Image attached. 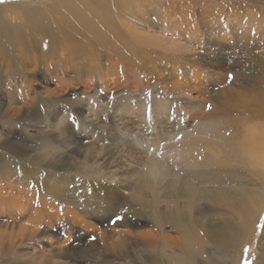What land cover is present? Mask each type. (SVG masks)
Segmentation results:
<instances>
[{
  "label": "rangeland",
  "instance_id": "rangeland-1",
  "mask_svg": "<svg viewBox=\"0 0 264 264\" xmlns=\"http://www.w3.org/2000/svg\"><path fill=\"white\" fill-rule=\"evenodd\" d=\"M6 1L15 2L22 9L12 5L13 12L1 10L0 21L9 10L11 25L21 27H31L33 24L29 21L36 20L28 21L24 10L39 12L55 23L74 27L77 23L89 25L88 19H83L84 14L96 20L104 12L111 17L109 20L112 19L115 29L124 30L126 35L130 33V44L142 63L140 71L128 70L122 74L118 67L110 65L113 52L110 53L112 48L106 44L95 50L97 54L93 51L92 56L83 51L76 53L79 58L87 57L83 64L74 56L66 58L60 54L59 60L67 61L63 68L58 58L43 60L53 64V68L45 64L44 68H35L33 62L29 63L24 78L30 82V89H17L26 83L24 80L15 79L13 83L4 82V78L0 80V146L8 143L7 149H10L6 150V156L14 159L13 153L24 145L30 149L28 156L34 158L25 171L20 168L18 171L16 166L10 170L0 168V182L7 183L0 190L13 196L15 208L21 211L12 218L8 212L0 215V264H55L54 261L60 264H135L133 256L125 254L120 245L110 246L113 233L118 237L124 226L115 218L111 221L99 218L108 215L101 208L104 200L93 195V191L79 198L71 195L81 194L83 185H94L86 180H102L110 186L125 182L123 178L136 180L147 157L154 159L157 165L164 163L168 155L163 149L174 142L159 135L160 130L170 131L169 118L176 117L175 122L183 124L179 131L189 132L203 126V129L207 127L204 130H214L211 134L221 133L226 138L230 137L229 133L239 140L252 135L260 142L259 149L264 150V122L243 115L264 108V0ZM6 1L0 3V7L9 4ZM90 10H94V14ZM74 12L82 13L84 21L75 14L73 17ZM89 27L95 29V26ZM91 40L97 45L100 43ZM44 42L46 40L38 47L48 51ZM79 43L82 42L79 40ZM93 56L99 59L92 60ZM7 65V61H2V76ZM18 93L29 94L17 99L19 103L30 94L31 101L38 98L35 110L31 111L34 110L39 119L24 124L23 119L20 120L22 116L13 115L14 108L20 106L8 105L16 95L20 96ZM143 103L148 104L151 113L146 118H142L138 108ZM218 103L235 107L234 114L220 113ZM208 111L210 115L206 116ZM137 126H140L137 133L147 138L148 144L135 137ZM138 144L146 149H138ZM232 148L226 145L224 150L230 152ZM255 152L257 159L263 160V153L261 157L257 150ZM258 160L248 167L253 171L261 170L263 162L260 164ZM244 170L248 177L251 172ZM54 177L69 182V187L63 185L64 189L78 191H67L66 197L51 191ZM41 201L46 207L56 206L49 213L53 219L47 214L41 219L45 212L40 213L42 227L35 228L38 231L34 235H25L31 232L30 220L38 216L36 204ZM58 204L73 211L65 215L66 219H78L82 226L56 222L54 217L60 215L62 209ZM217 215L223 219L228 217L225 211ZM84 224H91L92 228ZM142 228L139 230L145 232L151 226ZM263 228L264 213L254 229V236L251 235L252 239L242 250L239 264H264L257 249ZM126 231L133 233L134 229ZM169 234L176 236L174 232ZM59 247L62 252L54 251Z\"/></svg>",
  "mask_w": 264,
  "mask_h": 264
},
{
  "label": "bare ground",
  "instance_id": "bare-ground-1",
  "mask_svg": "<svg viewBox=\"0 0 264 264\" xmlns=\"http://www.w3.org/2000/svg\"><path fill=\"white\" fill-rule=\"evenodd\" d=\"M4 1L6 0L2 2ZM7 3L9 4H2L4 6L0 7V12L1 10L4 12L6 9H10L13 12L12 5H17L20 7L18 9H22L15 2ZM90 11L87 12L89 14L93 13L92 11L90 13ZM8 13L4 14L0 21V71L2 69V61L8 62L4 74V76H7H2L0 72V80L4 78V82L10 81L11 83L15 79L24 80L26 83L22 84L23 86L20 85V88L17 87V89H30V82H27V79L24 78L27 75L26 66L29 63L33 62L35 68H44V64L48 68H53V64H47L43 60L47 58L57 59L58 54H60L66 58L74 56L77 62L83 64L88 60L87 57L85 59L79 58L76 53L83 51L92 56L93 51L96 53L95 50L101 49L106 44L112 48L110 53L113 52L109 58L111 66L118 67L122 74L128 70V72L132 71L134 73L140 71L142 60L130 44V33L126 35L124 30L115 29L114 22L111 21L112 19L109 20L110 16L104 12L96 20H93L94 17L91 18L88 13L84 14L85 18L83 17V19L87 18L89 23L87 27L85 25L80 26L78 23L79 26L76 24L77 26L75 25V27L68 24L63 25L59 22L55 23V20L44 18L41 13L33 10H24V16L25 18L28 17V21L32 18L36 19L29 21L32 22L33 26L21 27L15 24L11 25ZM81 14H75L74 16L83 20ZM81 20L77 21L81 23ZM14 22L19 21L16 19ZM89 26H95V29ZM92 38L93 40H98L100 42L98 43L99 45L93 42ZM42 40H46L44 44L47 46L48 51H45L42 47L39 49L38 46L43 42ZM79 40L82 43H79ZM118 49L121 50L118 51ZM34 52L36 53L35 56ZM94 56L91 57L93 58L92 60L99 59ZM59 58L60 67L63 68V66L67 65V61L65 59L59 60ZM113 63L116 64L114 65ZM94 67L98 66L95 65ZM76 69L74 68L75 71ZM19 95L21 97L16 95L8 105L20 106L19 108H14L13 115L22 116L20 120L23 119L24 124L28 120L39 119L40 116H36L34 113L38 98L34 97L31 101L30 94L24 102L19 103L17 99L29 94L21 93ZM140 106L142 107L138 108L139 110L141 109L142 118L151 115L148 104L143 103ZM218 107L222 111L219 112L222 114H234L235 107L223 104H219ZM32 109H34L33 112L31 111ZM209 115L210 111L206 112V116ZM243 115L244 117L250 115L249 118L264 122V108L257 109L252 114L245 112ZM167 120L170 121L169 128L171 129L170 131L168 129L160 130L159 136H165V139H170L174 144L172 143L171 147L163 149L168 155V159H165L164 163L157 165L154 159L147 157L145 165L137 174L136 180L123 178L125 182L112 186L102 180H97L96 182H93L94 180L92 179V181L86 180L94 185H91L92 187L83 185L81 187L82 191L79 192L81 194L77 196L71 195V197L79 198L78 196L82 194L89 196L87 192L93 191V195L104 200L101 208L108 215H101L99 218L108 219L109 221L115 218L124 226L123 231L119 230L118 237L113 233L114 236L109 239L111 241L110 246L120 245L125 254L133 256L132 261L135 264H210L212 261L214 263L216 261L215 264H239L242 250L245 244L252 239L251 235L254 236V229L264 213V150L259 149L260 142L252 135L244 136L239 140L236 139L237 137L232 138V134L229 133L230 137L226 138L221 133L211 134L214 130L212 132L204 130L207 127L203 129V126H196L189 132L185 130L179 131V127L183 126V124L175 122L176 117ZM139 127H133L136 133ZM262 132L264 133V129ZM138 133L135 136L137 138L140 137L138 141L144 140L148 144L147 138ZM138 145V149H146L143 145ZM226 145L234 148L227 152L224 150ZM7 146L8 143L0 146V168L10 170L12 166H16L15 168L18 171L19 168L25 171V167L30 163L32 164L34 160L33 157L28 156L29 147L20 146V151L13 153L15 155L13 159L6 156V150L9 151L8 149H10V147L7 149ZM256 150L258 155L263 153V160L261 159L262 155L260 157L261 161L257 159L255 156ZM162 158L164 159V157ZM257 160L260 164L263 162V166L260 168L261 170L253 171L254 169L252 168L253 170H251L248 166H253L257 163ZM244 168H247L248 173L249 171L251 172L248 177L244 172ZM65 181L64 178L58 181V178L54 177L53 190L51 191L62 194L64 197H66L67 191H73V193L78 191L77 189H64L63 185L69 187V182L65 183ZM259 183L260 187H257ZM0 184L2 183L0 182ZM5 184H2L0 189ZM5 194V190H0V215L8 212L11 218L17 216L21 211L14 206L16 203L15 198ZM29 202L32 203L31 200ZM41 203L42 201L36 204L37 209L35 212L38 216L31 218V232L25 235H34L37 230L34 229L42 227L43 222L41 219L46 214L52 217L49 213L56 206L51 204L46 207ZM76 205L80 204L77 203ZM97 205L100 206V203L98 202ZM57 206L61 205L58 204ZM60 208H62L60 209L61 214L54 217L56 222L59 220L65 225L79 224L82 226L83 223L79 222L78 219L74 221L66 219L65 215L73 212L70 211L71 209H66L62 206ZM221 211H225L228 216L227 219L217 215ZM42 212H45V214L41 216L40 213ZM218 221L221 223H218ZM84 225L92 228L91 224ZM144 225L151 226V229L145 230V232L142 231ZM127 228H133V233L126 231ZM140 228H142L141 231L139 230ZM169 232H174L176 236H171ZM134 233L135 235H133ZM135 244H140L142 247L135 246ZM257 249L263 262L264 228L258 241ZM54 251H61V248L59 247ZM53 263L60 264L56 261Z\"/></svg>",
  "mask_w": 264,
  "mask_h": 264
}]
</instances>
